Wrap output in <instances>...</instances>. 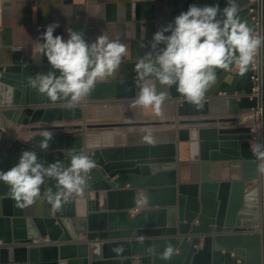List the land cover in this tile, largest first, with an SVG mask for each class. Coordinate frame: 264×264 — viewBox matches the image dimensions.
Segmentation results:
<instances>
[{"label": "water", "instance_id": "obj_1", "mask_svg": "<svg viewBox=\"0 0 264 264\" xmlns=\"http://www.w3.org/2000/svg\"><path fill=\"white\" fill-rule=\"evenodd\" d=\"M173 2L168 18V24L173 25L175 17L186 12L190 5L204 7L218 4L221 11L227 6V0ZM237 3L241 18L251 27L254 21L251 20L250 3L248 0H237ZM259 14L261 36H264V0H260ZM261 71V144H264V46L261 47ZM27 77L28 72L23 70L11 83L13 87H8V78L0 75V107L17 109L13 121H17L21 108L32 109L27 126L21 130L24 138L23 135L20 139L14 138L6 152H0V171L15 166L24 150L36 151L38 161L46 166L57 160L67 165L70 160L63 150L76 148L96 162V168L88 176V191L93 196L85 201L78 218L72 217L68 210L62 218L42 220L0 216V264H89V243L91 264H101L97 262L99 250L117 245V242H112L113 239H132L126 242L128 254L119 260L121 264H233L231 252L243 247L251 249L250 255L255 263H264V174L257 170L261 161L256 158L245 160L237 152L224 154L227 144L217 141L218 137L212 135L214 129L210 133L205 129L199 132L201 141L197 145L201 158L240 159L238 181L177 184L172 143L100 147L87 152L80 132L65 133L83 128L74 122L82 119L81 109L70 105L59 106L47 97L39 96L28 86ZM174 86L170 94L182 96ZM113 97L110 90L96 94L91 91L86 99ZM45 130L64 133H53L48 150L42 152L39 144L43 137L36 133ZM190 146L195 147L196 144ZM163 175L167 176L169 184L166 188L159 186ZM252 179H258L257 184L243 196L244 183ZM127 184L128 188L124 189ZM136 188L146 189L148 209H140L130 217L127 210L135 205L132 197ZM242 197L246 213L241 214L236 212V208ZM154 199L162 201L160 205L168 208L151 209L155 205ZM112 209L120 212H113ZM115 216L121 218L124 228H112ZM107 219L109 222L106 225ZM194 221L197 223L194 224ZM245 229L254 232L243 234ZM46 236L47 241L44 240ZM140 237L144 238L143 243ZM200 241L201 248H196ZM169 243L177 253L169 260H162L159 255ZM150 248L152 252L148 251Z\"/></svg>", "mask_w": 264, "mask_h": 264}, {"label": "crops", "instance_id": "obj_2", "mask_svg": "<svg viewBox=\"0 0 264 264\" xmlns=\"http://www.w3.org/2000/svg\"><path fill=\"white\" fill-rule=\"evenodd\" d=\"M0 1L2 23L0 75L8 78L9 82L6 83L8 87H13L11 83L16 81L23 70L28 72V76H35L37 73L46 74L49 71H55L56 75H59L58 70L51 68L46 56L42 57L38 51L39 42H43L42 40L38 42V38L49 24L58 23L59 27L53 34L54 36L60 35L65 40L68 39L67 29L71 28L73 31L84 33V38L88 43L95 42L96 38L104 33L110 40L118 38L127 45V55L123 58L117 72L113 76L98 80L92 90L95 94L100 91L106 93L110 90L114 95L113 98L87 100L85 97L75 105H70L67 100L53 101V104L59 106L70 105L72 108L77 106L81 109L82 119L74 122L81 124L83 128L65 133L80 132L83 136L85 151L91 152L100 147L149 144L142 140V136L145 131H150L153 134L154 143L174 144L176 156L174 177L177 184H199L201 182L220 184L232 183L240 179V159L230 157L220 160H204L201 158V150L197 144L201 141L199 132L202 129L207 130V133L214 129L215 132H212V135L218 137L217 141L227 144L224 146L226 152L224 154L237 152L245 160L256 158L249 146V127L256 121V116L251 112L256 99L251 96L250 66L243 77L238 74L235 65L230 66L229 70L216 69V83L206 92L203 106L199 109L188 103L182 96L170 94L171 88L160 84L154 77L148 79L154 83L157 92L167 93V98L162 104L163 116H156L151 107H131L139 91L134 83L135 64L144 57L145 53L151 51L150 45L154 34L168 25L174 0ZM165 35H170V33H165ZM142 44L145 47H142ZM174 88L176 89V86ZM16 111L17 109L13 107L7 109L0 107V152H6L14 138H22L21 130L27 126L32 113L31 108H21L19 110L21 113L15 122L13 118ZM85 126L91 127L86 128ZM43 132L36 134H43ZM51 132L64 133V131ZM221 136L223 138H220ZM192 143L196 146H190ZM257 181L258 179H252L245 182L242 195L247 194L249 189L257 184ZM160 184L161 188L169 186L166 175H163ZM49 187L55 192L57 190L56 181L45 178V183L41 186L40 198L33 205L22 209L18 208L16 202L10 198V187L0 181V216L42 220L43 218H62L67 215L68 210L72 217L78 218L85 201L89 199V196H93L87 187L83 197L70 198L68 201L70 206L66 202L59 209H55L43 195ZM127 188L128 184L124 186V189ZM132 200L135 205L127 210L130 217L140 209H148L145 188H136ZM239 201L236 212L246 213L244 198L242 197ZM161 202L156 199L155 205L150 208H168L160 205ZM112 211L120 212L117 209H112ZM112 221V226H114L112 228L116 230L124 228L119 216H115ZM105 222L107 225L109 220ZM196 223L197 221H194V224ZM253 232V230L245 229L243 234ZM47 238V236L44 237V240L47 241ZM128 240L132 239H113L112 242H117V245L111 248H101L97 262L121 264L119 260L128 254L126 245ZM201 245L200 241L196 248H201ZM90 249L91 244L89 243V264L92 262ZM176 253L177 250L174 251V254ZM251 253V249L243 247L231 252L230 257L234 258L233 264H264L263 261L255 263Z\"/></svg>", "mask_w": 264, "mask_h": 264}, {"label": "clouds", "instance_id": "obj_3", "mask_svg": "<svg viewBox=\"0 0 264 264\" xmlns=\"http://www.w3.org/2000/svg\"><path fill=\"white\" fill-rule=\"evenodd\" d=\"M237 0H227L221 11L219 5L199 7L190 5L186 12L175 17L174 25L158 30L151 42V51L135 64V87L139 89L132 108L151 107L156 116L162 117V104L167 93L157 92L154 77L162 85L176 91L190 104L203 106L208 89L216 83V69L229 70L235 65L243 77L253 63L255 54L264 46V36L257 35L240 16ZM58 23L49 24L38 38V51L47 58L51 68L46 74L28 76L29 87L50 101L67 100L75 105L95 88L98 80L113 76L127 55L128 47L118 38L110 40L102 33L95 42L88 43L84 33L67 29L68 39L54 36ZM146 31V30H144ZM170 35H165L169 33ZM145 47L144 44L141 45ZM162 46V47H161ZM39 147L47 151L53 133L45 130ZM142 140L154 143L153 134L145 131ZM253 155L261 163L257 170L264 174V144L251 147ZM70 160L45 165L38 161L34 150H24L19 162L7 171H0V181L10 187L9 196L18 208H27L41 196L45 178L56 181V191L49 187L44 191L47 202L59 209L72 197H83L88 187V176L96 168V162L76 148L63 150ZM143 243L144 238L140 237ZM152 252L153 249H148ZM174 247L167 244L159 255L162 260L171 259Z\"/></svg>", "mask_w": 264, "mask_h": 264}, {"label": "built area", "instance_id": "obj_4", "mask_svg": "<svg viewBox=\"0 0 264 264\" xmlns=\"http://www.w3.org/2000/svg\"><path fill=\"white\" fill-rule=\"evenodd\" d=\"M250 3L251 20L254 24L251 26L253 32L261 36V23H260V0H248ZM2 30L1 23V1H0V35ZM252 81L251 96L256 99L251 112L256 116V121L249 127L250 139L249 146L252 147L255 143H262V126H261V48L257 51L253 63L250 65Z\"/></svg>", "mask_w": 264, "mask_h": 264}]
</instances>
